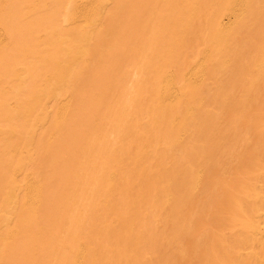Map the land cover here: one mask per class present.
Returning a JSON list of instances; mask_svg holds the SVG:
<instances>
[{
    "label": "bare ground",
    "instance_id": "6f19581e",
    "mask_svg": "<svg viewBox=\"0 0 264 264\" xmlns=\"http://www.w3.org/2000/svg\"><path fill=\"white\" fill-rule=\"evenodd\" d=\"M235 149L256 183L232 164L237 195L208 206ZM205 246L264 264V0H0V264H207Z\"/></svg>",
    "mask_w": 264,
    "mask_h": 264
},
{
    "label": "rangeland",
    "instance_id": "374dc122",
    "mask_svg": "<svg viewBox=\"0 0 264 264\" xmlns=\"http://www.w3.org/2000/svg\"><path fill=\"white\" fill-rule=\"evenodd\" d=\"M228 19H229V18H228L227 16H225V17L223 18L224 22L229 21ZM201 43H202V45H201ZM198 46H199L200 49H203V42H202V41H199V45H198ZM194 57H196V55H195ZM241 78L244 79L242 76H239V74H238L237 77H236L235 82L232 84L234 87L232 86V88L230 89V91H231V93L233 94V96H235V98H233L234 101L236 100V97H237V96H238V98H239L240 96L244 95V96L240 97L242 100H241L240 98H239V100H238V98H237V101H235L237 105H238V104L240 105V103H241L243 100H245V99H248V100H251V101H252V98H250V97H248V96H245V94H246L245 91H244L245 94L242 93L243 90H245V89H246L247 92H250L249 88H250L251 86H250V84L243 82V80H241ZM238 79H239V80H238ZM237 80H238V81H237ZM239 81H240V83H239ZM235 84H236V85H235ZM243 84H244V85H243ZM240 85H241V86H240ZM236 86H237V87H236ZM247 86H248V87H247ZM242 87H244L245 89L242 88ZM233 88H234V90L236 91V93H233V92H235V91L233 90ZM236 88H237V90H236ZM239 88H240V89H239ZM241 88H242L243 90H242ZM251 88H252V87H251ZM251 88H250V89H251ZM238 89H239V90H238ZM241 90H242V92H241ZM237 91H239L238 93L241 94L240 96H239V94L237 93ZM261 92H262V91H259V93H258V94H259V95H258L259 97H258V98H260V95L262 94ZM250 93H251V92H250ZM236 94H237V96H236ZM247 94H248V93H247ZM258 100H259V99H258ZM258 100H257V102H258ZM237 102H238V103H237ZM239 102H240V103H239ZM258 103H259V102H258ZM237 105H236V107L239 109L240 106H239V105L237 106ZM234 107H235V105L233 106V109L235 110ZM237 108H236V111H238V114H239V110H238ZM231 109H232V108H231ZM233 109H232V110H233ZM234 110H233V111H234ZM230 111H231V110H230ZM231 115H232L233 117H231V116L228 115V116H229L228 119H229L230 121L232 120V118H234V114L231 113ZM230 117H231V118H230ZM241 123H242V122H241ZM243 123H246V121L243 122ZM247 123H249V122L247 121ZM247 123H246V124H247ZM246 124H245V125H246ZM240 126L243 127L244 124H240ZM246 126H247V125H246ZM241 127H238V128L241 129V130L243 129V131H244V130L246 131V128H245V127H244V128H241ZM241 130H239V131H241ZM243 131H241V132H243ZM241 132H240V133H241ZM240 133H239L240 138H242V136L245 134V132H244V134L242 133L243 135L240 134ZM243 137H244V139H246V138H245V135H244ZM240 138L238 139V141L240 140L241 142H240V141H239V142L237 141L236 145H234V148H236V147L239 146V147H238V150H241V149L244 150L245 148H248L249 151H252V150H253V145H254V144H252V146H251L249 143H251L252 141H254V142H257V141H255L254 138L248 139L249 141L246 139L244 145H242L241 143L244 142V141H243V138H242V139H240ZM252 139H254V140H252ZM247 141H248V142H247ZM240 144H241V145H240ZM248 144H249V146H247ZM245 145H246L247 147H246ZM235 146H236V147H235ZM250 146H251V147H250ZM240 148H241V149H240ZM251 148H252V149H251ZM227 149H228V147L225 148V150H227ZM238 150L235 149V152L233 153L234 156L231 155L230 158H229V156H227L228 159H230V160H229L230 163L228 162V163H229V168L227 167L228 165H226V166L223 165V166H222V168H221L222 170L220 169V171H221L220 174H219V175L217 174L218 179L220 178V181H219L217 178L214 180V178H215L216 176L212 173V174H213V177H212L213 179H212V180H214V181L211 182V179H210V181H209L210 184H208V188H206L207 192H206V190H204L205 193H206V195H207V194H210V192H211L212 194L209 195V196L207 195V198H206V196H205V197H204V196H201V198H203L205 201H206V200H211V201H213V200L216 199V200L213 201L212 203H211V201H210V205H211V204H212V205L217 204V205H215V207H218V206H221V204H224V203L226 204V201H225L224 203H223V202H221V203L218 202L217 198L219 199L220 196H221V197H223V196H224V197L227 196V195H228L227 192H228L229 195H230V193L234 190V189H233V188H234V187H233L234 185H232V184H234L233 179H236V178H237L238 180H240V178H238V177H247V179H245V178L242 179V178H241V179H242L241 181L245 180V182H247V185H252V186L254 185V183H256V177H257V175L255 174L256 172L254 173V171H255V170L257 171V170L259 169V165H257V166H255V165H253V166H249V164H247V163H246V165H245V164H244V165H240V164L237 165V163L239 162V159H240L239 156H238V154H236V152L239 153ZM225 152H226V151H225ZM226 154H227V152H226ZM235 154H236V156H235ZM227 155H229V154H227ZM231 157H233V158L231 159ZM235 157H236V160H235ZM237 159H238V162H237ZM234 161L237 162V163H235V166H236V167H235L234 164H233ZM228 163H226V164H228ZM232 164H233L234 168L236 169L237 173H239V175L245 173V175L247 174V176H245V175H244V176H243V175H241V176L237 175V176H238V177H237V176L235 175V177L233 176V177H234V178H233L232 175H234V171H233L234 168H233L232 166H230V165H232ZM260 164H261V163H260ZM240 166H241V171L244 169L242 166L247 167L246 169H244L245 171H244V170L242 171L243 173H240V170H239V169H240V168H239ZM248 166H249V167H248ZM254 166H255V167H254ZM226 167H227L228 169H227ZM230 167H232L233 169H230ZM257 167H258V168H257ZM260 167H261V166H260ZM238 168H239V169H238ZM250 168H252L253 170H251ZM226 169H227V170L230 169V170H229V171H224V170H226ZM235 169H234V170H235ZM248 169H249V170H248ZM231 170L233 171V174H232V171H231ZM246 170L249 171V172H247ZM223 171H224V172H223ZM230 171H231V173H230ZM236 171H235V173H236ZM251 171H252V173H251ZM222 172H223V173H222ZM225 172H226V173L228 172V173H227V176H226V173H225ZM221 173H222V174H221ZM224 173H225V175H224ZM237 173H236V174H237ZM253 173H254L255 175H254ZM251 174H253L254 177H252ZM222 175H223V176H222ZM249 175H250L251 177H250ZM221 176H222V177H221ZM229 176H231V177H230L231 179L233 178L231 182H230L231 179L229 178ZM227 177H228V178H227ZM226 178H227V180H229V181L227 182V185H228V186H230V185L232 186V189H233V190H232V191L230 190L231 192H229V189H231V187H229L228 191H226V189H227L226 187L224 188V185L227 186V185L225 184L226 182L224 181ZM248 178H249V179H248ZM223 179H224V180H223ZM237 179H236V180H237ZM250 179L253 180V181H250ZM238 180H237V182H239ZM246 180H247V181H246ZM215 181H216V183H218V181H219V184H220V185H218V186L215 185V186H214V184H215L214 182H215ZM223 181H224V182H223ZM254 181H255V182H254ZM222 182H223V185H222ZM235 182H236V181H235ZM212 183H213V185H212ZM231 183H232V184H231ZM219 186H220V187H219ZM210 187H211V189H210ZM214 187H215V188H214ZM222 187H223V188H222ZM216 188H217V190L220 189V192H219L220 194H219V195L216 193V192H217ZM218 188H219V189H218ZM212 189H213V190H212ZM222 189L225 190V191H223V194H224V195H223V194L221 195ZM202 191H203V190H202ZM209 191H210V192H209ZM224 192H226V193H224ZM233 192H234V191H233ZM233 192H232V193H233ZM215 193H216V194H215ZM232 193H231V194H232ZM212 195H214L216 198H215L214 196H212ZM229 195L227 196V197H228L227 201H228V200L230 201V199H231V198L229 197ZM235 195H237V194H235V192H234V195L232 194V196H231V195H230V196L233 198ZM212 197H214V198H212ZM208 198H209V199H208ZM211 198H212L213 200H212ZM229 201L227 202V204L229 203ZM206 202H207V205L209 206L208 201H206ZM214 202H215V203H214ZM201 204H203V202L199 203V205L197 204L196 206H197V207H200ZM204 204H205V203H204ZM208 209H209V208H207L206 210H208ZM220 209H221V208H220ZM206 210H205V212H206ZM197 211H198V209L196 210V212H197ZM203 211H204V210H203ZM208 211H209V210H208ZM208 211H207V212H208ZM193 213H194V212H193ZM203 215H206V216H205L206 218H207V216H209V214H208V215H207V214H203ZM205 217H203V218H205ZM228 226H229V225H228L227 222H226L225 227L228 228V229H226V232H227V233H228L229 231L231 232V230H232V229H231L230 227H228ZM201 228H202V229H201ZM197 231H198V233H197L195 236H191V237L185 239L184 243H186V244H185L186 246L193 245V244L195 245L196 243H198L197 241L200 240V239H201L200 241H202V239H203L204 236L206 235V234L204 235V227H203L201 224H199V226H198V230H197ZM215 232H217V231H215ZM215 232H214V233H215ZM208 233H209V232H208ZM217 237H218V236H217ZM209 243H211V242H210V241L208 242V240H207V244H206V245L208 246ZM211 244H212V243H211ZM211 244H209V245L211 246ZM210 246L208 247L209 249H208L206 246H205V248H202V250L199 249V251L197 252V255L191 256L190 259H191V260H192V259H193V260H196L195 263H197L198 260H200V261H202V262H204V263H207V264H213V258L210 257L211 252H210V251H209V252L207 251V250H210ZM206 249H207V250H206ZM205 250H206V253H204ZM200 252H202V253H204V254H202V253L200 254ZM198 254H200L199 257H198ZM192 255H193V254H192ZM203 258L206 259V261H205ZM202 259H203V260H202ZM211 259H212V260H211ZM185 260H187V259H185ZM207 261H208V262H207ZM209 262H210V263H209ZM185 264H187V262H186Z\"/></svg>",
    "mask_w": 264,
    "mask_h": 264
}]
</instances>
